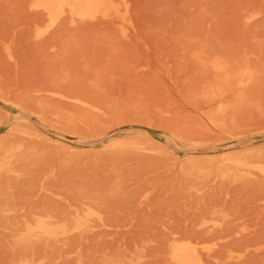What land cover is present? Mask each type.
Returning <instances> with one entry per match:
<instances>
[{
  "label": "rangeland",
  "instance_id": "374dc122",
  "mask_svg": "<svg viewBox=\"0 0 264 264\" xmlns=\"http://www.w3.org/2000/svg\"><path fill=\"white\" fill-rule=\"evenodd\" d=\"M41 1L0 0V264H264V0Z\"/></svg>",
  "mask_w": 264,
  "mask_h": 264
},
{
  "label": "bare ground",
  "instance_id": "6f19581e",
  "mask_svg": "<svg viewBox=\"0 0 264 264\" xmlns=\"http://www.w3.org/2000/svg\"><path fill=\"white\" fill-rule=\"evenodd\" d=\"M107 6L106 0H42L39 4V7L46 11L51 23H54L56 19L55 13L58 11L64 12L69 16H85L92 14L98 9L107 8ZM1 171H3V166L0 167ZM261 173L264 175V169H261ZM34 228L35 231L30 232L28 230L21 235L18 246H21L23 250L28 249V247L32 249V247L36 246L37 248V244L48 243L54 238L55 229L53 223L45 221L37 224ZM201 249L198 243L188 240L176 242L169 247V264H204V255ZM33 261V257L29 258L23 255L11 264H33Z\"/></svg>",
  "mask_w": 264,
  "mask_h": 264
}]
</instances>
